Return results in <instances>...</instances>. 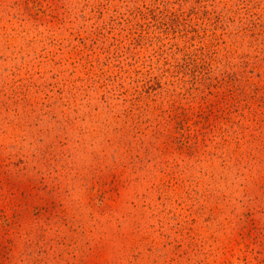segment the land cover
Wrapping results in <instances>:
<instances>
[{"label":"rangeland","instance_id":"rangeland-1","mask_svg":"<svg viewBox=\"0 0 264 264\" xmlns=\"http://www.w3.org/2000/svg\"><path fill=\"white\" fill-rule=\"evenodd\" d=\"M0 264H264V0H0Z\"/></svg>","mask_w":264,"mask_h":264}]
</instances>
